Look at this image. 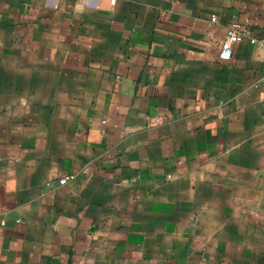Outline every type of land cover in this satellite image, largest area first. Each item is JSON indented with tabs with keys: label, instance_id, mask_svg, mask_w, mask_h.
<instances>
[{
	"label": "crops",
	"instance_id": "crops-1",
	"mask_svg": "<svg viewBox=\"0 0 264 264\" xmlns=\"http://www.w3.org/2000/svg\"><path fill=\"white\" fill-rule=\"evenodd\" d=\"M231 26L264 0H0V264H264V48L220 59Z\"/></svg>",
	"mask_w": 264,
	"mask_h": 264
},
{
	"label": "built area",
	"instance_id": "built-area-1",
	"mask_svg": "<svg viewBox=\"0 0 264 264\" xmlns=\"http://www.w3.org/2000/svg\"><path fill=\"white\" fill-rule=\"evenodd\" d=\"M111 3H115V0H111ZM212 20H216V16L212 17ZM248 38L250 43L258 45L264 48V37H259L251 34L250 31L238 26L228 27L226 36L221 42L219 58L222 60H230L234 55L235 46L240 43L244 38ZM75 179V174H69L61 177L59 183L65 185L68 182Z\"/></svg>",
	"mask_w": 264,
	"mask_h": 264
}]
</instances>
